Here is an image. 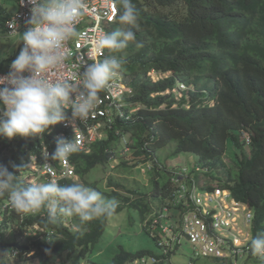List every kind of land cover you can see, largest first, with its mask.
Returning a JSON list of instances; mask_svg holds the SVG:
<instances>
[{
    "label": "trees",
    "instance_id": "16d2710c",
    "mask_svg": "<svg viewBox=\"0 0 264 264\" xmlns=\"http://www.w3.org/2000/svg\"><path fill=\"white\" fill-rule=\"evenodd\" d=\"M132 3L138 13V27L133 28L136 40L119 52L108 50L110 55L123 58L120 72L132 87L131 95H125L127 113L117 117L114 124L131 140L132 160H122L120 164L123 168L134 167L153 151L159 159V150L167 147L170 156L192 152L198 164L209 169L208 176L213 182L253 209L252 237L264 232V0H132ZM118 6L120 9L119 3ZM10 14L0 0V30ZM118 27L117 19L108 32ZM8 61L0 64V71ZM151 71L168 75L153 80L148 76ZM177 83L188 87L189 99L184 94L176 101L171 91L165 93ZM134 105L140 108L129 115ZM115 139L110 132L107 139L94 142L90 152L77 151L72 155L75 172L85 186L97 188V181H88L85 175L108 161L110 154L106 149ZM12 141L0 136V154L15 143L11 161L27 171L28 149L37 152L39 139L13 137ZM228 144L233 152L232 161L225 160ZM144 146H149V150ZM159 168L154 161L151 171ZM16 174L22 180L20 173ZM58 183L77 182L65 179ZM121 184L114 186L118 188ZM154 187L156 194L157 181ZM166 187L169 192L175 186H162ZM116 188L108 195L119 197L143 212L142 191L126 189L138 195L130 200ZM5 202L7 195L0 197V211L4 214L0 222V248L13 252L6 243L14 241L30 247L27 252L17 249L14 261L3 260V264H26L29 261L26 257L36 264H74L72 255L77 250L87 260L109 219L81 224L78 217H73L78 219V228L72 229L63 224V218L48 223L46 209L20 218L21 212L13 211ZM4 204L6 208L2 210ZM167 206L170 210L174 208L172 203ZM121 208L118 206L115 213ZM41 212L45 215H40ZM8 223L10 226L6 227ZM35 223L52 232L49 238L40 230L35 236L25 234ZM7 231H11L9 236ZM29 253L32 254L27 256ZM146 253L150 252L127 251L121 246L111 264H127ZM248 257L259 261V256L253 253Z\"/></svg>",
    "mask_w": 264,
    "mask_h": 264
},
{
    "label": "clouds",
    "instance_id": "9594fccd",
    "mask_svg": "<svg viewBox=\"0 0 264 264\" xmlns=\"http://www.w3.org/2000/svg\"><path fill=\"white\" fill-rule=\"evenodd\" d=\"M14 1L18 5L17 1ZM118 3L120 4V9ZM118 3L119 15H117V19L120 27L114 31L100 34L93 39L92 43V49L97 54H102L105 50V57L103 59H96L92 63L87 64L84 71L79 74V79L73 82L69 79L60 77L57 74V69L62 67L68 58L69 49H67L66 43L73 38L79 37L77 23L88 10L85 0H26V4L29 6L30 11V16L26 21L28 26L21 35H16L20 37V43L21 40L23 41V47L20 51L19 48L17 52L15 51L7 62L6 67L0 71V73H3L7 70L8 65L16 57L19 51V54L10 65V71L8 74L0 76V136L9 139H13V137L37 136L39 139L37 152L28 149L29 161L26 164L27 172L31 173L33 176L31 179H36L37 182L28 184L27 181L29 180H27L25 181V184L24 181L20 180L16 174L23 169L20 165L9 162L13 169V171H9V166L0 164V197L7 195L8 202L5 203L9 205V208L13 211L16 210L21 212L20 218L29 214L35 215L40 212L41 209H46L48 223H57L63 218V224L68 225V222L65 223L67 217H78L79 222L85 224L94 219L112 217L119 206L118 201L106 198L99 192L98 188L92 189L85 186L84 182L76 174L75 165L71 160L72 155L77 151L85 153L90 152L91 145L98 140L107 139L110 132L114 133V136L116 137L115 140L122 142L124 147L120 152L112 146L106 149L107 153L110 154L108 162L114 160V154L116 151L120 153L119 155H127L128 157L132 150L130 148L131 140L129 136L122 132L121 129L114 127L117 117H122L127 113L125 109V106L127 105L125 95H131L132 87L127 81L128 79L123 76L122 72H120L124 63L123 58L116 55L109 56L108 50L111 52H119L120 50L125 49L129 42L136 40V33L133 31V28L138 27V13L132 0H118ZM12 14L13 13H11L10 16ZM117 19L115 22H117ZM115 22L109 25L108 31ZM4 30L7 32L5 23ZM13 31H17L15 27ZM81 63L82 65L85 64L83 57L81 58ZM26 72L28 75H24ZM119 72L125 81L127 88L131 89L130 92L126 91L121 96V102L123 103V106L121 107L122 109L115 111L111 129H104L101 138L96 137L95 140L85 149L79 148V144L74 140L75 138L71 134V130L65 129L61 122L69 121L74 127L76 122L85 121L89 114L101 102L99 93L107 88L109 82L115 79L119 75ZM151 72L154 73L156 71ZM151 72L148 73V76ZM176 85H179V88L181 89L188 88L183 83H177ZM183 91L184 90H182V92ZM73 94L74 99L72 98ZM132 107L133 108L128 112L129 115L135 113L140 108L139 105H134ZM69 108H71L70 118L66 115L65 111ZM48 131L50 132L48 133ZM62 133L66 134V138H57V136ZM39 135H41L40 138ZM42 143H45L48 149L52 151L50 156L49 153L45 151L43 153L45 158H50L51 160H67L69 158L74 169V173L71 177L61 178L55 182L50 180L48 176L42 175L33 169L30 156L35 154L40 158ZM247 143H249V139H247ZM149 148V146H144V149L149 150ZM129 159H131L130 156ZM142 160L145 161L136 166L142 165L143 172L146 168L151 170L154 161L160 168L162 167L158 162V158L155 156L154 151L151 155L146 156ZM120 163L121 161H119L116 166L120 165ZM196 165L199 167L197 169L194 167L192 173H189L184 169L178 174V176H175V178L183 180L184 175H188L198 184V189L196 190L195 195L202 198V204L199 206L201 214L207 213V216L211 212L222 210H229L234 214L236 218L235 223L238 228H234V223L229 227L218 231V233L229 235L226 230L230 228L233 229L234 236L229 235L227 243H225L224 246V248L229 251L230 247L235 246L239 239L245 234L238 233L237 231V229H241V225H249V231L251 234L250 226L254 217V211L245 203L236 201L228 189L220 188L216 182L211 181L210 178L206 181V177H210L208 176L209 169L207 167H202V165H199L198 163ZM116 166H112V169ZM109 176L111 175H108L107 178ZM175 178H172L169 183L172 186H174L173 179ZM22 179L24 180L26 178ZM40 179H42L43 182H49H38ZM65 179L73 181L79 179L83 184L58 183V181ZM95 181L98 182V180ZM209 186L214 188L208 189ZM167 188L168 187L162 188L159 186V192L156 194L162 196L163 205L160 210L156 209L155 214L161 211L164 205H167ZM216 190H219V192L216 193ZM5 208L6 205L4 204L2 210ZM168 210V216L171 217L172 215H175L176 210L174 208ZM40 215L44 216L45 214L44 212H41ZM2 216L4 218V214L0 211V218ZM152 220L153 218L146 223V229L155 239L160 252L158 254L146 253L140 255L133 258L134 260L127 264H133L135 260L142 256H155L160 260L157 264H162L164 260H166L168 264H172V255L175 250L178 251L180 249L182 246V238L186 237H181L180 243H173V247L170 248L167 253H164V249L160 242H165L166 240L172 242V239L163 238L162 235L157 234V232L152 233L149 229V224ZM39 230L44 232L43 235H47L48 238L52 234V232H47L43 226L36 223L28 227L25 234L27 236H35L38 234L37 231ZM11 244L23 245L27 247V249L22 250ZM6 245L11 247L13 252L5 250L3 253H0V256L8 255L9 259L15 258V256L18 255L17 249L27 252L30 247L26 243L21 244L20 242L15 241L6 243ZM238 245L249 246L251 253L259 256L258 262L262 261L264 264V232H260L254 237L251 235V238L248 241ZM122 247L127 251H132L126 249L124 246ZM28 255L29 254H27V256ZM192 255L193 259L189 264H194L193 260L197 257L194 256V254ZM246 256L248 257L249 254H246ZM239 257L240 256H209L204 258L232 260L233 258L238 259Z\"/></svg>",
    "mask_w": 264,
    "mask_h": 264
},
{
    "label": "built area",
    "instance_id": "2783aa9c",
    "mask_svg": "<svg viewBox=\"0 0 264 264\" xmlns=\"http://www.w3.org/2000/svg\"><path fill=\"white\" fill-rule=\"evenodd\" d=\"M16 1L19 6L18 11L14 12L5 22V28L9 35H21L28 26L26 21L30 16L29 6L26 4V0ZM85 2L88 10L77 23L79 37L66 43V47L69 49L68 58L62 67L57 69V74L60 77L73 82L79 79V74L84 71L87 64L105 57V50L102 54H97L92 49L93 39L104 32H108L109 25L115 22L118 15V6L115 0H85ZM14 27L17 30L15 32L13 31ZM22 47L23 41L21 40L19 51ZM82 57L85 61L83 65L81 63ZM12 61L7 70L0 73V76L8 74ZM24 75H28V73L26 72ZM126 91L130 92L131 89L127 88L119 72V75L109 82L107 88L99 93L101 102L85 121L76 122L74 127L69 121L61 122L65 129L71 130V134L79 144V148L85 149L96 137L101 138L104 129L112 128L115 111L122 109L121 96ZM72 98L74 99V94ZM65 111L70 118L71 108ZM40 137L41 135H39ZM59 137L66 138V134L62 133L57 136V138ZM45 151L49 153V156L52 153L46 144L42 143L40 158L35 154L30 156L35 171L48 176L50 180L55 182L58 179L73 175L74 169L69 158L67 160H51L45 158L43 155ZM173 185L175 186L173 187L174 190H169V192L167 190L166 192V204L172 203L176 210L175 215L168 216L169 208L164 205L163 209L155 214L149 224L152 233L157 232L163 238L172 239V242L168 240L160 242L164 253H167L173 247V243H180L181 237H186L192 245L194 256L241 257L251 253L250 247L245 245L236 244L233 247L231 246L229 251L224 248L228 236H234V231L232 228L227 229L226 232L229 235L218 233V231L235 223L236 218L231 211H214L207 216V213L201 214L199 206L202 204V198L195 195L198 184L188 175H184L183 180L180 178L173 179ZM218 192L219 190H216V193ZM158 262L160 260L155 256H142L135 260L133 264H157ZM162 264H168V262L164 260Z\"/></svg>",
    "mask_w": 264,
    "mask_h": 264
},
{
    "label": "rangeland",
    "instance_id": "374dc122",
    "mask_svg": "<svg viewBox=\"0 0 264 264\" xmlns=\"http://www.w3.org/2000/svg\"><path fill=\"white\" fill-rule=\"evenodd\" d=\"M2 3H5L6 9L9 13H14L18 11L19 6L16 4L14 0H1ZM19 40V36L16 35H8L7 32L3 29L0 30V64L4 60L8 61L9 57L12 56L17 49V42ZM110 56V54H109ZM168 72L165 74L161 73H152L149 75L153 80H157L160 77L167 76ZM182 90H184L182 92ZM174 94V98L176 101L180 100V98L185 94L187 99L189 96L187 94L188 88L181 89L179 85H176L174 89L170 90ZM169 90H166L165 93H169ZM7 141H12V139L7 138ZM111 146L116 148L118 152L123 149L122 142L118 140H114L111 142ZM15 151V143L11 144V146L2 149L0 154V162L3 165H10L12 152ZM115 152L114 160L111 162H106L104 164H98L96 167L92 168L86 175L85 179L88 181L97 182V188L99 191L105 192L103 195L109 199H115L118 201L119 207H122L121 210L115 213L112 217L108 219L106 224V228L100 238V240L93 246L92 252L89 254L87 260H84L80 257L79 251L77 250L73 255L72 259L74 264H96L95 262L101 264H111L113 256H115L119 251L120 247L124 246L128 250L138 251V250H148L150 253L158 254L160 252L159 247L156 245L155 239L146 229V223L151 221L154 217L155 211L160 210L163 205V198L160 194H154V184L157 181L159 186L167 185L171 182L172 178L178 176L180 172L186 169L187 172L192 173L194 167L197 169L199 166L197 156L192 152H182L177 156H170L171 153L170 148H162L159 150L158 162L162 166L159 170L151 171L149 168H146L145 171H142V165L135 166L131 168H123L120 164L116 166L119 161L129 159L124 155H119L120 153ZM231 144H228V153L226 156V161H232ZM132 160V159H129ZM13 163V162H12ZM132 164V162H130ZM112 166H116L112 169ZM20 175L22 181L26 184L37 182L36 179H31L33 176L31 173L21 170ZM214 173V172H213ZM108 175L111 176L107 178ZM213 179L211 177H206V181L208 179ZM46 181V180H45ZM210 181V180H209ZM38 182H43L42 179L38 180ZM49 181L43 182L48 183ZM77 183L80 182L79 179L76 180ZM122 186H118L116 188V183H119ZM117 189L122 195L129 197L130 200H134L138 197L137 194H131L126 189H135L143 192V201L141 202V209L143 212L141 213L138 208H134L132 205L128 203H124L123 200L119 197H111L108 195L112 189ZM3 216L0 218V220ZM68 222V226L72 229L78 228V219L73 217H67L65 223ZM234 228H238L236 223L234 224ZM9 223L8 226L9 227ZM238 233H245L237 242V244L245 243L251 238V234L249 231V225H241V229H237ZM11 231H7V235L9 236ZM249 233V234H247ZM17 238V237H16ZM20 238V237H19ZM20 239L25 240V237H21ZM0 248V253H3ZM9 253V252H8ZM11 254V253H9ZM32 253H29L30 256ZM193 248L187 241V238H182V246L177 251L175 250L174 254L171 257L172 264H189V262L193 259ZM26 257V256H25ZM11 258V257H10ZM29 259L26 264H36V261H32L31 257H26ZM14 261V258L9 259V256H0V264L1 261ZM194 264H263L262 261L257 262L253 258H249L246 255L239 257L238 259L233 258L232 260L224 259L215 261L212 258H204L197 256L193 260Z\"/></svg>",
    "mask_w": 264,
    "mask_h": 264
},
{
    "label": "water",
    "instance_id": "95a60500",
    "mask_svg": "<svg viewBox=\"0 0 264 264\" xmlns=\"http://www.w3.org/2000/svg\"><path fill=\"white\" fill-rule=\"evenodd\" d=\"M11 245L14 246V247H17L19 249H22V250H26L27 249V247H25L23 245H19V244H11Z\"/></svg>",
    "mask_w": 264,
    "mask_h": 264
},
{
    "label": "crops",
    "instance_id": "0c3cea01",
    "mask_svg": "<svg viewBox=\"0 0 264 264\" xmlns=\"http://www.w3.org/2000/svg\"><path fill=\"white\" fill-rule=\"evenodd\" d=\"M19 38H20V37H19ZM19 43H20V39H19L18 42H17V49H16V52H17V50H18V48H19ZM9 58H11V56H10ZM6 64H7V62H6Z\"/></svg>",
    "mask_w": 264,
    "mask_h": 264
}]
</instances>
